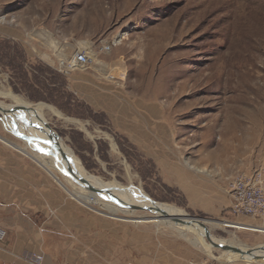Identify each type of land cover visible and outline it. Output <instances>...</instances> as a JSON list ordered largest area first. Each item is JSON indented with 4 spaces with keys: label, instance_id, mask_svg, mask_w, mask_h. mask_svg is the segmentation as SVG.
Listing matches in <instances>:
<instances>
[{
    "label": "rangeland",
    "instance_id": "1",
    "mask_svg": "<svg viewBox=\"0 0 264 264\" xmlns=\"http://www.w3.org/2000/svg\"><path fill=\"white\" fill-rule=\"evenodd\" d=\"M120 37L129 40L124 48L116 45ZM85 41L102 64L87 73L113 85L109 94L130 114L125 121L132 132L93 113L75 94L71 76L58 71L59 59ZM104 44L113 45L111 53L100 52ZM0 91L77 120L43 114L89 175L142 189L205 221L228 244L264 245L263 232L225 226L264 228V218L234 214L228 188L264 169V0H0ZM155 125L165 134L155 135ZM6 152L17 156L6 161ZM0 156L2 168L7 162L17 168L12 175L22 169L30 177L28 190L0 191V228L7 232L0 250L11 264L30 253L49 264H264L228 263L219 249L209 255L163 217L136 223L155 217L144 207L113 214L86 206L71 197L75 189L62 173L49 167L60 185L1 142Z\"/></svg>",
    "mask_w": 264,
    "mask_h": 264
},
{
    "label": "bare ground",
    "instance_id": "2",
    "mask_svg": "<svg viewBox=\"0 0 264 264\" xmlns=\"http://www.w3.org/2000/svg\"><path fill=\"white\" fill-rule=\"evenodd\" d=\"M2 22H4V20H2ZM128 41L129 40L126 37H122L121 39H119V41H116V45L121 47V48H124ZM81 45L83 46V48H89V43H87L86 41L83 42ZM55 50H57V49H55ZM36 52L38 53V51H36ZM119 60L121 62L126 61L125 57H123V56L120 57ZM100 65H102V64H100ZM112 72L114 74H116V76H119L120 79L126 80V77H125L126 73H124L121 69L116 68V69H113ZM0 97L12 99L15 103H17L16 105H24V106L28 107V111L22 112L21 116L25 120L26 124L29 127L27 128L26 126H22V127H20V131L24 134L36 135V136L44 139L47 142V144L44 145V147L48 151L54 153L60 159H65V160L70 162V164L74 170L73 173H74V176L76 179L78 178V179H81L85 182H88L94 187H100V188L115 187V188H117V190L114 191V196H110L106 193H103V194L92 193V192H90V191H88L82 187L77 186L76 184H72L74 182L70 178H68V176H66V172L64 170L62 171V169H63L62 164H60L59 167H57L55 165V159H53L51 157L50 160L47 161V160H44L42 157L38 156V159L42 163H44L46 166L50 167L51 169H55V170L59 171L60 173H62V175L65 176L67 182L71 186H73V189H75L74 191L71 192L72 196H75L80 201L84 202L86 206L97 205L100 208L107 210L108 212L113 213V214H118L119 212H122V211L126 212L127 214H130L133 212V211L129 210L131 207H137V208L138 207H144V208L149 209V210L153 209L152 211H150L152 214L155 215V217L153 219L136 220V223H144V222H149V221H153V220L159 222L160 221L159 219L161 217H163V221L165 224H169L170 226L174 225L172 227L177 228L180 231L181 235H183V236L185 235V237L188 238L194 245L201 246L205 252H207L209 255H211V251L213 248H212V246H210V244L208 242H206V238L204 237V234L196 232L197 231L196 228H186L180 224H177V225L173 224V222L171 220L172 217L173 218H187L188 217V215L182 209H179V208H176L173 206H169V205H165V204H161L162 213H164L168 216V218H166L161 212L157 211L151 203L147 202L142 196L137 194L138 193L137 188H132V191H136V192H134L136 194H133L130 192L123 191L122 190L123 187L118 186L116 183H109V182L104 183L103 181L99 180L98 178H95V177L89 175L87 173V171L84 169V167L82 166L80 160L63 143V141L60 140V138L48 128L47 123L45 122V120L43 118V114H44L45 110H48L51 113H53L55 116H57L59 118H63L68 122L77 123L76 122L77 120L74 121L72 119H68V118L66 119L62 115V113L57 111L54 107H51L49 105H45L43 103H40L37 105H31L30 103H27L23 99L14 95L11 91H7V92H1L0 91ZM16 105H11V106H16ZM141 105H142V107L145 108V105H143V103H141ZM113 148H115V146ZM27 150H29L30 152H33L28 147H27ZM48 170L54 176V173L50 169H48ZM55 178H56V181L58 180L60 182V180L57 177H55ZM214 225L219 226V225H222V223H216ZM225 226L226 227H233V228L241 229V230H250V231H256V232L260 231V232L264 233V228H261V227H250V228H248V227L241 226V224H237V225L227 224ZM192 235H194V237H191ZM222 242H225V241H222ZM224 256H225L226 261L228 263H232V262L234 263L238 259H240L246 263H253L254 262V260L250 257H245L244 259H241L239 255H236L233 253H224Z\"/></svg>",
    "mask_w": 264,
    "mask_h": 264
},
{
    "label": "crops",
    "instance_id": "3",
    "mask_svg": "<svg viewBox=\"0 0 264 264\" xmlns=\"http://www.w3.org/2000/svg\"><path fill=\"white\" fill-rule=\"evenodd\" d=\"M70 81L72 82V88L75 90L74 91L75 94L81 100H83L86 103V105L92 110L93 113L105 114L108 117V119L110 120V122H112L114 124L115 127H118L120 129H123V128L128 129L129 133H130V131L132 132L134 130V128L131 127L129 124H127L125 121L126 117L130 114L126 113V109H124V111L121 110L123 108L120 107V104H119L116 96L109 94L110 93L109 91H115V89L113 88V85H111L107 82H99L93 74L87 73V71L86 72H75V73H73L70 77ZM16 104L17 103H13L11 105H16ZM21 106H23V105H21ZM154 111H156V110H154ZM1 129L4 130L2 122H1V127H0V142L1 143L5 144V146L7 145L8 147L15 149L16 151H18L22 155H25L26 157H30L29 154H32V155L34 154L36 160L33 158L32 159L35 160V162L38 163V165L41 168H43L45 171H47V173L54 180H56V178L48 170L50 168L38 159V155H36L33 152L28 151L27 147L22 148V147L18 146V144L12 143L9 139L2 137ZM151 130L153 131V133L155 135L165 134V129L161 125H155V126H153V129H151ZM144 134H145V132H144ZM3 156H5L4 159L6 161L7 160L11 161L12 157L17 156V155L14 153L6 152ZM2 159H3V157L0 156V160H2ZM2 167L3 166L0 165V191H14V190H17L19 188L21 190H28V186H30V182H29L30 177H29L28 171H26V173H23V170L20 169L19 174H13L12 175L10 173V171L17 172V168L13 167V164L6 162L5 167L4 168H2ZM51 171L53 172V170H51ZM57 182L60 183L58 180H57ZM60 185H61V183H60ZM71 197L74 200H76L74 198V196H71ZM27 198H28V195H27ZM196 207H197V209L200 208L198 205H196ZM206 208H207V205H201V210L207 213ZM241 219H243V218H241ZM249 221H252L251 218L249 219ZM243 226H252V225L251 224H244ZM252 227H256V226H252ZM1 230H3V229H1ZM6 234H7V232H6ZM3 252L4 251L0 250V264H11L13 262L12 259L10 257H7L6 255H4ZM20 261L18 260L17 262L19 264H25L23 260L21 262ZM17 262H16V264H17ZM46 263L49 264L47 262V259H46Z\"/></svg>",
    "mask_w": 264,
    "mask_h": 264
},
{
    "label": "water",
    "instance_id": "4",
    "mask_svg": "<svg viewBox=\"0 0 264 264\" xmlns=\"http://www.w3.org/2000/svg\"><path fill=\"white\" fill-rule=\"evenodd\" d=\"M28 111L27 106H11V104L4 102L0 98V120L2 122L4 130L9 133L11 136L17 138L18 140L22 141L29 149H31L36 155L42 157L44 160L49 161L52 157L55 159V165L57 167L62 164L63 169L66 172V176L70 178L74 183L79 187H82L92 193L96 194H103L106 193L110 196H114V191L117 190L115 187H109V188H100V187H94L90 183L85 182L81 179H76L74 176V170L70 164L69 161L65 159H60L57 155L54 153L48 151L44 145L47 144V142L36 136V135H27L20 131V127L26 126L29 127L25 120L22 118L21 114L22 112ZM48 126V125H47ZM31 158L35 159L31 155H29ZM36 160V159H35ZM132 188L136 187H123V191L130 192L133 194H136L132 191ZM140 196H142L147 202L151 203L153 207L162 213V207L161 204L154 201L150 196H148L142 189L137 190ZM153 209H150L149 211H152ZM166 218L168 216L164 213H162ZM172 222L174 224H180L186 228H196V232L204 234V237L206 238V242L212 246L213 249H219L223 250L227 253H233L236 255H239L241 259H244L245 257H250L254 261H262L264 260V245L255 247V248H244V247H238L234 246L233 244H228L226 242H222L220 239L216 238L214 234L212 233L211 229L207 226V223L200 219H193L189 216L187 218H171Z\"/></svg>",
    "mask_w": 264,
    "mask_h": 264
},
{
    "label": "built area",
    "instance_id": "5",
    "mask_svg": "<svg viewBox=\"0 0 264 264\" xmlns=\"http://www.w3.org/2000/svg\"><path fill=\"white\" fill-rule=\"evenodd\" d=\"M112 44H104L101 53L112 52ZM97 54L90 48H78L72 54L59 59L58 71L70 77L75 72H85L99 66ZM229 195L233 200V211L238 217L264 218V169L251 175H242L233 179L229 186ZM6 232L0 229V239L6 237ZM25 264H47L44 255L27 254L23 259ZM190 264H220L215 261H196Z\"/></svg>",
    "mask_w": 264,
    "mask_h": 264
}]
</instances>
